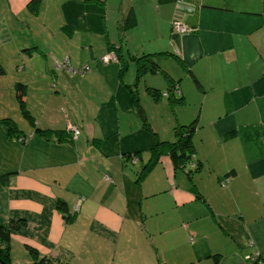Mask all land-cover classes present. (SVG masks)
<instances>
[{"label":"crops","instance_id":"0c3cea01","mask_svg":"<svg viewBox=\"0 0 264 264\" xmlns=\"http://www.w3.org/2000/svg\"><path fill=\"white\" fill-rule=\"evenodd\" d=\"M72 1L83 13L62 23L66 31L62 36L67 35L70 43L65 60L76 70L89 67L79 73L77 83L90 88L99 81L105 98L94 120L82 119L79 124L77 116L64 112V92L60 100L53 94L59 93L58 73L73 78L78 72L58 69V60L26 67L15 84L24 85L25 106L34 122L25 119L27 124L19 125L14 113L0 110V117L12 118L27 140L25 145L9 137L0 124V150L8 152L0 175L9 174L0 181V223L5 224L7 215L26 220L36 231L44 229L45 239L53 243L49 249L34 240L24 243H34L43 254L67 262L75 254L70 247L72 254L63 249L54 235L82 220L103 236L115 234L128 241L133 234L137 242H125L130 262L123 264H146L150 245L157 249L151 241L155 235L171 241L177 252L162 264H264V0ZM41 8L42 0L33 15ZM23 9L18 6L25 13ZM91 9L98 14L100 38L93 32ZM130 9L137 23L125 31L128 41L117 45L108 31V16L123 39L120 25ZM9 11L6 22L14 20L24 28L19 19L23 16L14 13L11 3ZM24 18L30 28L28 16ZM175 24L189 31L180 33ZM56 30L50 31L52 37L59 34ZM38 43L27 40L23 46L39 50ZM109 46L120 47L125 71L120 72L117 62L102 60ZM15 49L21 52L20 43ZM149 54L162 71L138 79L136 71L135 82L127 84L124 77L136 62L133 56ZM155 75L159 81L153 80ZM73 79L72 90L80 93L77 78ZM178 83L181 103L159 95ZM33 85L41 86L33 91L37 96L47 95L34 109L28 101ZM131 85L140 107L133 102ZM14 93L11 90L10 99L16 102ZM165 117L168 128L162 131L154 120ZM193 121V158L199 169L192 179L186 173L190 166L184 171L168 153L151 164L155 136L174 142V128ZM71 127L80 130L76 140ZM134 153L137 158L127 157ZM60 200L67 214L57 208Z\"/></svg>","mask_w":264,"mask_h":264},{"label":"rangeland","instance_id":"374dc122","mask_svg":"<svg viewBox=\"0 0 264 264\" xmlns=\"http://www.w3.org/2000/svg\"><path fill=\"white\" fill-rule=\"evenodd\" d=\"M29 0H0V62L5 70V74H0V110L3 113L5 110L8 112L14 113L15 121L21 125V122H26L25 117H21V113H18V107L16 102L12 101L10 98L11 90L15 92L16 82L18 81L19 77L23 76L26 67L29 65H36L48 63L51 64L53 61L59 62L64 61L66 58L70 56L69 54V44L68 37L66 35V39L64 35L66 31L61 29V26H64L67 19L73 20L76 18L77 14L82 10L78 6H76V1L72 0H42V8L40 9L39 15H33L30 13L29 9H27L25 4H27ZM12 4L14 13L23 16L19 19H22L20 22L24 24V28H19L16 21L11 20L6 22L7 17L10 15L9 11V4ZM23 6L24 9L22 11L18 10V6ZM77 7V8H76ZM95 10V9H94ZM90 10V18H91V25L95 31L94 34L96 38H100L101 32L98 26V21L96 20L98 14L96 11ZM83 13V12H82ZM80 14V13H79ZM103 16V13L101 14ZM25 16H28V28L25 23L26 19ZM118 13L114 15V18L118 17ZM45 17H47L45 19ZM10 18V17H8ZM14 18V17H12ZM108 23V31L110 32V37L113 40H116L118 43L117 45L125 44V38L120 39L119 37V30L116 26V23L112 20L110 15ZM46 25V27H45ZM56 30L59 34L55 37H52V33L50 31ZM118 32V33H117ZM5 33L7 35H5ZM62 34H64L62 36ZM27 40L35 41L38 40V47L39 50L35 48H26L23 46V43ZM15 43H20V51L15 49ZM25 45V44H24ZM23 48L29 49L28 51H24ZM130 61L132 60L129 57ZM57 61V62H58ZM21 67H24L22 69ZM74 67V66H73ZM84 68V67H83ZM136 62H131L129 65L128 72L125 75V82L127 84H133L136 80ZM88 72V71H87ZM34 73V72H33ZM78 72L73 78H77L75 81L78 82L81 75ZM89 73V72H88ZM87 73V74H88ZM35 74V73H34ZM86 74V75H87ZM131 74V78H130ZM85 75V76H86ZM57 76H61L60 78V88H63L61 92L60 88L52 89L57 90L58 94L55 93L53 90L52 93L56 96L59 95V100L62 99L60 97L61 94L64 92V100H63V108L65 109V113H73V118L77 116V120L79 124H81V120L86 122V119L94 120L95 113L98 112L99 103H102V98L104 99V92L102 84L99 81H96V84H92L90 88H86L85 84L77 83L76 88L79 90L80 93H77L75 90L73 91V85L70 81H74L73 78H70L69 75L63 73H58ZM84 76V77H85ZM159 76L155 75L153 80L159 81ZM22 79V78H21ZM38 81V79L34 80ZM131 81V82H130ZM51 84V83H50ZM141 83V91H143L144 85ZM166 84V83H165ZM54 85V84H53ZM36 87L33 85L31 87V91L28 95L29 105L34 109V106L37 104L39 98H47V95H41L40 97L37 96L33 91H36ZM50 89V86H49ZM33 92V93H32ZM85 92V93H84ZM15 94V93H14ZM73 97H77V100H74ZM64 101L67 104H64ZM111 109V108H110ZM108 109L107 111H110ZM90 114V118L88 114ZM75 115V116H74ZM168 116V113H167ZM3 119V117H0ZM101 118L98 117L96 122H100ZM152 121V120H151ZM94 122L93 126H95V130L97 131V123ZM168 122V118H156L154 120V125L158 127L160 130L164 131L165 127L168 128L166 125ZM153 123V122H152ZM1 124V123H0ZM4 127V126H3ZM82 127V126H81ZM80 127V128H81ZM82 129V128H81ZM168 130V129H167ZM7 132V131H6ZM74 134V132H73ZM78 138V137H77ZM75 138V139H77ZM18 140V139H17ZM20 139L18 140V142ZM27 141V140H26ZM25 141V145H26ZM8 154L4 153L3 150H0V164L4 161L3 158L6 157ZM3 211V210H2ZM5 212V211H4ZM6 213V212H5ZM0 216H2L0 214ZM6 217L5 226L8 227L10 223V219L7 215H3ZM145 229V228H144ZM60 235L55 234V239H58L61 243L63 249L70 252V247L72 252L75 256L71 255L68 256V264H90V263H100V264H123L124 262H130V256L128 253V249H124L125 242L128 244H132L137 242L134 240L133 234L128 235V241H123L122 238H118L115 234H107L103 236L102 233L99 234L98 231L88 228V223L79 220V222L74 223L69 228L65 229L64 232H59ZM62 233V234H61ZM48 233L44 231V229L35 230V227L30 223H26L15 230H12L11 235V264H27L30 262V259L27 256L26 247H25V240H34L36 244H38L41 248L47 247L48 249L53 246V243L50 240L45 239ZM131 240V243H130ZM151 241L156 243V251L151 247L148 250V260L146 264H162V260L167 258L168 256H172L176 253L173 252V249L170 246V242L167 238H164L160 235H155L151 237ZM136 247L134 250L135 253L133 256L138 253L140 246ZM131 246V245H130ZM183 243L181 242L178 246V250H182ZM177 250V251H178ZM72 252H70L72 254ZM146 252V251H145ZM61 253V252H60ZM132 254V251H130ZM65 255V254H64ZM68 255V254H67ZM66 256V255H65ZM134 256V257H135ZM102 260L103 262H98V260ZM31 263V262H30ZM131 264V263H130Z\"/></svg>","mask_w":264,"mask_h":264},{"label":"trees","instance_id":"16d2710c","mask_svg":"<svg viewBox=\"0 0 264 264\" xmlns=\"http://www.w3.org/2000/svg\"><path fill=\"white\" fill-rule=\"evenodd\" d=\"M40 0H30L27 3V9H29L30 13L36 14V8L39 5ZM137 23L135 13L132 9H130L127 15L124 16L122 24L120 25V32L121 36L124 38V33L126 30L133 28ZM110 45V44H109ZM120 47L118 46H109L108 53H115L117 56L119 65H120V72L125 71L128 67L125 62L123 61V57L120 52ZM176 56V55H174ZM137 62V79L146 74L147 72L157 73L162 71L160 66L154 62L151 55H142V56H133ZM132 57V58H133ZM177 57V56H176ZM178 58V57H177ZM5 70L0 63V74H4ZM196 83H200L198 78L194 75L192 71H190ZM178 84H172L169 86L168 90L165 92H161L160 96L167 97L171 103L177 104L181 103L183 100L180 97V89ZM15 98L18 105V109L20 113L30 121L31 123L34 122L32 116L30 115L29 111L26 109L25 101H24V85L21 83H17L15 87ZM128 89L133 95V102L134 104L140 107L139 102L137 100L136 90L135 87L128 86ZM153 91V90H151ZM155 95L158 92H154ZM0 123L7 128L8 136L9 137H16L22 144H25L26 139L20 136L21 131L17 123L12 118H4L0 119ZM144 127H148V124L144 122ZM196 129L195 121H193L190 125H178L174 128V137L175 141H167V140H160L157 136H155L154 146L152 148V158L150 163H155L157 157H159L162 153H168L172 156L176 165L182 167L184 171L186 170V166H190V169L186 170L189 178L192 179V173L197 172L199 169V164L195 161L194 157V146L192 141V134ZM233 134V133H232ZM80 135V130H79ZM78 135V136H79ZM77 136V137H78ZM72 138H74V134L72 132ZM74 140H76L74 138ZM138 154H129L128 158H137ZM149 163V164H150ZM149 165L146 166L147 169ZM194 169V170H193ZM9 174L0 175V181L3 183L6 181ZM200 199L201 196L199 197ZM57 208L62 211L63 213L67 214V207L63 201H59L57 203ZM26 220L18 219L14 220L11 219L9 226L6 227L4 224L0 223V264H11V235L12 230L19 229L22 224H26ZM27 256L30 259V264H68V262L64 259L60 258H52L46 254H43L38 247L34 243L26 242L25 243ZM259 262V259L257 260Z\"/></svg>","mask_w":264,"mask_h":264},{"label":"built area","instance_id":"2783aa9c","mask_svg":"<svg viewBox=\"0 0 264 264\" xmlns=\"http://www.w3.org/2000/svg\"><path fill=\"white\" fill-rule=\"evenodd\" d=\"M174 27L178 30V32L180 33H183V32H187L189 31L186 27L180 25V24H175ZM102 60L104 62H118V59H117V56L115 55V53H108L106 55L103 56ZM56 67L60 70H65L66 72H69L71 74H75L77 72H81L83 73L84 71L88 70L89 67L85 66L83 69L81 70H76V69H73L69 66V63L67 60L63 61V62H60V63H57ZM72 132H74V138H77V136L79 135V130L77 128H73L71 127L70 129ZM250 260L252 261H256V258H252V257H249Z\"/></svg>","mask_w":264,"mask_h":264}]
</instances>
